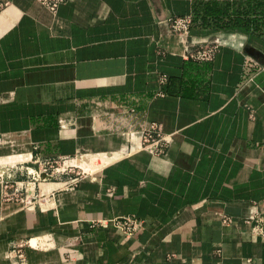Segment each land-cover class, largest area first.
<instances>
[{
	"label": "crops",
	"instance_id": "crops-1",
	"mask_svg": "<svg viewBox=\"0 0 264 264\" xmlns=\"http://www.w3.org/2000/svg\"><path fill=\"white\" fill-rule=\"evenodd\" d=\"M188 15L212 60L182 58L165 20ZM77 157L35 185L46 211L0 183V264H264L243 223L264 213V0H0V164ZM122 216L142 228L94 224Z\"/></svg>",
	"mask_w": 264,
	"mask_h": 264
},
{
	"label": "built area",
	"instance_id": "built-area-1",
	"mask_svg": "<svg viewBox=\"0 0 264 264\" xmlns=\"http://www.w3.org/2000/svg\"><path fill=\"white\" fill-rule=\"evenodd\" d=\"M47 10L54 13L57 8L72 0H36ZM172 33L180 38L183 52L182 58L185 61L206 62L213 59L219 50L217 41L212 43L193 46L189 43L188 37L192 24L191 16L171 17L165 20ZM165 77H161V83L165 82ZM142 149L152 155L159 156L164 152L168 140L162 135L159 126L155 123L148 125L140 133ZM56 161H47L39 158L30 159L28 163L20 164H0V183L4 190L6 200L15 201L21 204L26 212L46 211L49 209L51 195L40 193L35 190V185L40 182L53 180L59 175L69 172L66 168L61 170L53 168ZM64 163V162H63ZM264 170V167H263ZM251 212L243 219V223L251 226L250 233L253 236L264 238V213L256 203L250 204ZM111 223L124 236H133L142 228V223L134 216H122L108 220H98L94 224L102 225ZM223 225H230L232 219L223 215L221 218Z\"/></svg>",
	"mask_w": 264,
	"mask_h": 264
},
{
	"label": "rangeland",
	"instance_id": "rangeland-1",
	"mask_svg": "<svg viewBox=\"0 0 264 264\" xmlns=\"http://www.w3.org/2000/svg\"><path fill=\"white\" fill-rule=\"evenodd\" d=\"M87 160H88L87 157H77L73 159L57 160L56 163L53 164V168H58L63 170L67 167L66 171H69V169H73L74 174L75 173L80 174L82 172L87 173L90 171L89 168L85 167ZM13 161H15V159H13Z\"/></svg>",
	"mask_w": 264,
	"mask_h": 264
},
{
	"label": "bare ground",
	"instance_id": "bare-ground-1",
	"mask_svg": "<svg viewBox=\"0 0 264 264\" xmlns=\"http://www.w3.org/2000/svg\"><path fill=\"white\" fill-rule=\"evenodd\" d=\"M11 162V161H10Z\"/></svg>",
	"mask_w": 264,
	"mask_h": 264
}]
</instances>
